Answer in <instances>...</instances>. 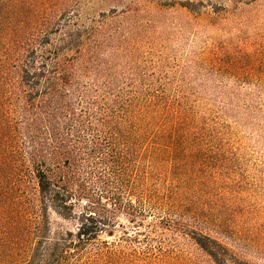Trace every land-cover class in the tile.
I'll list each match as a JSON object with an SVG mask.
<instances>
[{
    "label": "trees",
    "instance_id": "trees-1",
    "mask_svg": "<svg viewBox=\"0 0 264 264\" xmlns=\"http://www.w3.org/2000/svg\"><path fill=\"white\" fill-rule=\"evenodd\" d=\"M89 1L0 0V264H159L128 242V230L145 222L139 206L148 190L134 159L144 155L140 147L169 173L177 170L172 181L188 170L229 177L234 167L221 145L241 140L236 125L264 135L263 90H140L149 84L124 70L137 67L150 15L133 5L90 13ZM256 1L216 10L217 17L245 28L254 21L245 8ZM178 4L198 12L190 1ZM257 19V32L234 51L218 47L224 52L212 62L264 88V13ZM172 196L161 201L185 204ZM185 233L213 264H257L218 231Z\"/></svg>",
    "mask_w": 264,
    "mask_h": 264
},
{
    "label": "rangeland",
    "instance_id": "rangeland-1",
    "mask_svg": "<svg viewBox=\"0 0 264 264\" xmlns=\"http://www.w3.org/2000/svg\"><path fill=\"white\" fill-rule=\"evenodd\" d=\"M179 1L194 3L198 12L181 10ZM239 1L246 0H90L87 8L90 13L100 9L109 12L117 6L120 12L133 5L150 15L152 22L146 23L139 37L143 53L133 59L137 67L124 70L125 75L149 84L140 90L203 95L264 91L244 84L246 78L212 62L216 52H224L218 47L234 51L235 43L248 31L254 33L262 27L257 17L264 13V0L245 8L254 15L253 23H246L245 28L237 25L234 17H217L216 10L223 14L225 9L241 7L243 2ZM172 3L177 5L157 7ZM236 129L241 140L221 145L227 151L221 155L228 162L232 160L229 165L234 167L229 177L210 170V174L188 170L172 181L177 170L169 173L167 165L155 163L148 149L140 147V152H145L134 158L135 169L145 183L148 197L139 206L145 213L143 226L128 230V242L134 248L159 264H213L185 231H218L238 255L264 264V135L246 125H236ZM221 155L209 156L214 160ZM176 192L185 204L178 209L164 205L162 198L169 201ZM81 209L78 205L76 212ZM56 220L75 228L72 221ZM105 238L122 242L118 236L104 235Z\"/></svg>",
    "mask_w": 264,
    "mask_h": 264
}]
</instances>
